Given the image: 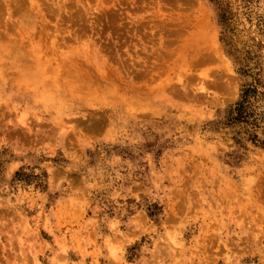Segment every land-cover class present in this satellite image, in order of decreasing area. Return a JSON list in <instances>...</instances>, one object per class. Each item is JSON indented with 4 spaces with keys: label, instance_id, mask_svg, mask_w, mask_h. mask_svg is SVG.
Wrapping results in <instances>:
<instances>
[{
    "label": "rangeland",
    "instance_id": "obj_1",
    "mask_svg": "<svg viewBox=\"0 0 264 264\" xmlns=\"http://www.w3.org/2000/svg\"><path fill=\"white\" fill-rule=\"evenodd\" d=\"M0 264H264V0H0Z\"/></svg>",
    "mask_w": 264,
    "mask_h": 264
},
{
    "label": "bare ground",
    "instance_id": "obj_2",
    "mask_svg": "<svg viewBox=\"0 0 264 264\" xmlns=\"http://www.w3.org/2000/svg\"><path fill=\"white\" fill-rule=\"evenodd\" d=\"M28 56V55H27Z\"/></svg>",
    "mask_w": 264,
    "mask_h": 264
}]
</instances>
